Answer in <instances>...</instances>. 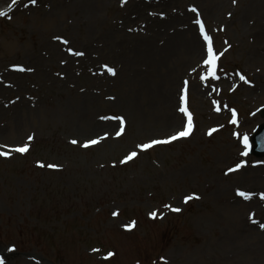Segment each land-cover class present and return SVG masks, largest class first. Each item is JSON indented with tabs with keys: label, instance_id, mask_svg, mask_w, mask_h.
<instances>
[{
	"label": "rangeland",
	"instance_id": "374dc122",
	"mask_svg": "<svg viewBox=\"0 0 264 264\" xmlns=\"http://www.w3.org/2000/svg\"><path fill=\"white\" fill-rule=\"evenodd\" d=\"M85 1H0L11 17H0V145L29 144L0 156L4 264H142L146 248L152 264H264V157L241 155L264 121V32L246 15L251 0ZM197 20L219 57L216 79H201ZM191 26L199 56L183 46ZM185 106L189 136L137 148L180 131Z\"/></svg>",
	"mask_w": 264,
	"mask_h": 264
},
{
	"label": "snow or ice",
	"instance_id": "6c2138e0",
	"mask_svg": "<svg viewBox=\"0 0 264 264\" xmlns=\"http://www.w3.org/2000/svg\"><path fill=\"white\" fill-rule=\"evenodd\" d=\"M37 2V0H29V3L32 4V5H35ZM123 2V0H122ZM236 0H233V3H235ZM18 3V0H12V5L9 6V10H11V7L16 5ZM193 12H197V9L195 7H193L191 9ZM230 15V14H229ZM0 17H7V18H11L10 16H8V11H0ZM196 23L200 26V32L203 34V40L207 42V56H206V59L203 60V64L204 65H207L208 66V69H207V72L205 73V75L201 76V79L202 80H207L209 77L213 78V79H216L218 78L217 75H216V69H217V61H218V55L214 52L213 50V46H212V38L204 31V25H203V22L200 21V20H197ZM56 39H60V37H56ZM65 43H67V41H65ZM69 52H73L72 49H69ZM84 53L83 52H79V51H76L74 52V55L76 56H82ZM223 53H220V55H222ZM16 70L18 71H32L31 68H28V69H25L22 65H14L13 66ZM107 70V72L111 75H115V69L114 68H111V67H108L107 65L104 66ZM239 78L240 80L248 83L246 77L242 74H239ZM186 86H187V81H185V88L183 89V92L185 93V95H181L180 97V100L182 102L186 101ZM214 104H216L217 102L216 101H213ZM219 107L216 108V111H219ZM179 111L181 113H185L187 115V123L186 125H184L182 127V129L178 132H176L175 134L167 137V138H164V139H160V140H157V139H153V140H150L149 142L147 143H143V144H140V145H137V148L140 149V150H147V149H150L152 148L153 146L155 145H158V144H166V143H170L171 141H174V140H177L181 137H187L191 134L192 130H193V123H192V115L191 113L188 111L187 107H180L179 108ZM232 115H233V123H235V116H236V112H235V109L232 110ZM102 119H108V117H102ZM115 119L119 120L121 122V129L119 131L116 132V135L119 136L122 134V125H123V117H115ZM216 131V129H211L209 131V135H211L212 132ZM235 135L239 136L240 134L239 133H236ZM107 137V133H105V137ZM33 137L32 136H29L28 137V140H32ZM102 139V138H97V139H90L88 141H85L84 143V147H89L91 145H95L99 142V140ZM71 143L73 144H76L77 141L76 140H72ZM243 146H244V151L241 153V155H248V150L250 148V144H249V138L247 135H244L243 136ZM0 149H8V150H0V156H3V157H9L10 155H12L13 153H19V154H24V153H27L29 151V144L25 143L23 145H18V146H14V147H10L8 145H0ZM138 155V152L136 151H133L131 152L129 155H127L125 158H124V161L123 162H126L128 160H132L134 159L136 156ZM39 163V162H38ZM40 167H45L44 164L40 163L39 164ZM242 165L241 164H236L234 166V168H229L228 171L231 172V171H234L236 169H239ZM47 167L49 168H58V167H61L60 165H56V164H49L47 165ZM237 194L241 197H244L246 199L250 198L251 194L250 193H246L244 191H240L239 189L237 190ZM193 198H198L195 196V194H193L192 196H188L185 198V202H187L188 200L190 199H193ZM165 207H171L170 205H165ZM172 211H175V212H179L181 211V209L179 208H174V209H171ZM149 215L153 218H155L157 216V212L156 211H153L151 213H149ZM162 215V214H161ZM135 224V222L133 221L132 224L130 225H127L126 227L128 228H131L133 225ZM261 227H264V224L261 225ZM94 251H98V249H94ZM114 253L112 252H109L107 254V256L104 257V259H108L109 257L113 256ZM0 264H4L3 262V259L0 258Z\"/></svg>",
	"mask_w": 264,
	"mask_h": 264
},
{
	"label": "bare ground",
	"instance_id": "6f19581e",
	"mask_svg": "<svg viewBox=\"0 0 264 264\" xmlns=\"http://www.w3.org/2000/svg\"><path fill=\"white\" fill-rule=\"evenodd\" d=\"M3 1V0H0ZM90 4V0H86L84 3L88 2ZM82 3V4H84ZM86 8H88V5L86 4L85 7H83L84 11ZM261 13V14H260ZM251 15L252 17V21L253 24L257 26V28H259V33H263L264 32V25L260 22L262 21L264 23V0H251V5L248 8V11L246 12V15ZM192 28L188 29L187 33V39L184 41V48L185 49H189L195 56H199L200 53V49L202 46V41L199 40V37L197 35H195V33H193V28L194 26H191ZM175 41H172V44H174ZM171 48V47H170ZM166 53V49H161V51L158 53L159 55H163ZM165 92H160L161 95L166 97V101L169 103H171L173 101V99L171 97H169L167 94H164ZM172 117H175V114L171 115ZM177 119H174V122H176ZM111 125V124H109ZM99 127H96L94 130H101V128L106 127L104 124H99Z\"/></svg>",
	"mask_w": 264,
	"mask_h": 264
},
{
	"label": "water",
	"instance_id": "95a60500",
	"mask_svg": "<svg viewBox=\"0 0 264 264\" xmlns=\"http://www.w3.org/2000/svg\"><path fill=\"white\" fill-rule=\"evenodd\" d=\"M253 142L255 143L254 148L261 146L260 149L264 151V125L253 136Z\"/></svg>",
	"mask_w": 264,
	"mask_h": 264
}]
</instances>
